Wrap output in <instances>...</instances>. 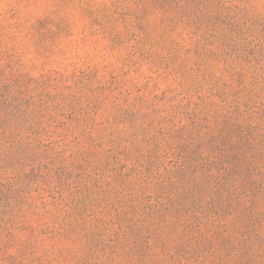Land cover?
<instances>
[{
  "label": "rangeland",
  "instance_id": "374dc122",
  "mask_svg": "<svg viewBox=\"0 0 264 264\" xmlns=\"http://www.w3.org/2000/svg\"><path fill=\"white\" fill-rule=\"evenodd\" d=\"M227 8L0 0V264H214L240 224L264 262V76Z\"/></svg>",
  "mask_w": 264,
  "mask_h": 264
},
{
  "label": "trees",
  "instance_id": "16d2710c",
  "mask_svg": "<svg viewBox=\"0 0 264 264\" xmlns=\"http://www.w3.org/2000/svg\"><path fill=\"white\" fill-rule=\"evenodd\" d=\"M252 3L258 8V4L261 2V0H251ZM226 5H228V8L226 10V15L224 17L225 23L229 24L232 19L237 20V24H234L239 30H241L244 33V36H247L248 39H252L251 41L255 43V46H259L256 50L253 51H248L247 49L244 48V50L248 53V55H252V60L254 64V74L259 75V76H264V59H262L260 56H262L261 52H264V40H262V37L258 34H254V26L250 24V21L258 24L257 26L260 27L262 32L264 33V18H261V16L264 17L263 12H258L257 10H254L252 8L253 4L252 3H246V0H225ZM222 4V3H221ZM263 4V3H262ZM246 6L249 9L248 15L249 19H247L245 14V11L243 10V7ZM252 9L254 11H252ZM234 11V12H233ZM253 18V19H252ZM252 19V20H251ZM246 24L245 29H240L241 24ZM263 24V25H262ZM246 40V41H247ZM259 122L255 121L254 124L250 123V127L253 128L254 130L257 129V125ZM217 181L211 186L214 188L212 190L213 194H216V199H218L221 195V188L217 184ZM230 196H232L231 191H228ZM260 192H257L259 194ZM264 193V192H261ZM225 198H227V194L225 193ZM231 199V198H229ZM224 199H219L218 206H220ZM249 208V206H247ZM207 208V207H206ZM242 210L244 208H241ZM262 207L258 204H256L253 208V210H261ZM258 218V217H257ZM207 225L210 228H216L218 225H221V235L223 237L229 236L233 230H231L229 227L226 225V220H222L220 223L216 222L215 219L207 222ZM253 227H256V219L252 222ZM244 226L243 224H240L238 226V234L240 236H236L232 238V240L229 242V244H217L216 246H224L223 252H216L215 248L212 250V252L209 254L210 260L214 261V264H264L262 262L260 255L255 252V254H252L253 250H244L243 249V244H240V241L244 240L245 243L250 242V235L243 230ZM246 244V245H247ZM240 245V246H239ZM260 258L257 261V258ZM200 261L202 259V256H199ZM207 264H209V261H207Z\"/></svg>",
  "mask_w": 264,
  "mask_h": 264
}]
</instances>
